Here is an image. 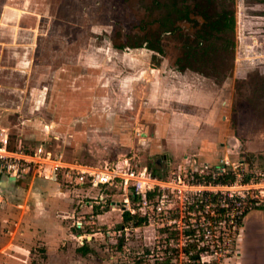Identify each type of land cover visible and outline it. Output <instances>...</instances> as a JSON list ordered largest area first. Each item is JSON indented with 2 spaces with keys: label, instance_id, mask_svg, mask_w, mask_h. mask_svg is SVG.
<instances>
[{
  "label": "rangeland",
  "instance_id": "1",
  "mask_svg": "<svg viewBox=\"0 0 264 264\" xmlns=\"http://www.w3.org/2000/svg\"><path fill=\"white\" fill-rule=\"evenodd\" d=\"M144 1L0 0V132L10 146L97 166L127 160L163 176L184 153L210 152L211 126L230 161L264 169V0H215L211 12H226L228 25L212 39L207 74L179 69L192 21L162 33L160 53L125 44L142 34ZM59 183L68 193L50 221L58 240L44 241L24 207L0 205V264H190L197 252L209 264H264V208L236 232L226 225L219 243L201 233L187 240L124 221L115 189Z\"/></svg>",
  "mask_w": 264,
  "mask_h": 264
},
{
  "label": "built area",
  "instance_id": "2",
  "mask_svg": "<svg viewBox=\"0 0 264 264\" xmlns=\"http://www.w3.org/2000/svg\"><path fill=\"white\" fill-rule=\"evenodd\" d=\"M0 174L38 177L83 189H115L121 192L122 212L161 230L184 235L187 240L201 233L204 239L215 238L219 243L226 225L236 232L248 211L264 208V169L243 168L228 156L215 163L186 159L170 173L158 176L149 166L133 168L127 160L88 166L42 145L10 146L7 134L0 132ZM98 197L103 200L102 195L94 199ZM3 201L0 191V205ZM176 247L181 248L179 242ZM199 250L205 251L202 247Z\"/></svg>",
  "mask_w": 264,
  "mask_h": 264
},
{
  "label": "trees",
  "instance_id": "3",
  "mask_svg": "<svg viewBox=\"0 0 264 264\" xmlns=\"http://www.w3.org/2000/svg\"><path fill=\"white\" fill-rule=\"evenodd\" d=\"M192 1V5L189 4L188 0L144 1L145 15L140 19L142 34L136 36L133 40L129 39L125 44L130 47L145 46L154 53H160L163 51L161 34L164 32L172 33L177 30L179 28L178 21H192L195 34L193 38L187 32L183 35V55L179 59V62H181L179 69L190 68L207 74L203 66L213 61L209 53L210 51H216L217 47L216 42L213 43L212 39L215 41L220 39L221 33L228 25L226 22L228 17L224 11L211 12L215 0ZM157 10L158 15H155L154 12ZM192 12L202 16L203 21L192 18L190 15ZM122 217L126 222L133 219L134 225L137 226L142 223L141 218L131 216L127 211L122 212ZM86 250L88 249L84 247L83 251ZM145 253L148 254L149 251L147 250ZM189 258L193 260L190 264H201L198 262V253L191 254Z\"/></svg>",
  "mask_w": 264,
  "mask_h": 264
},
{
  "label": "crops",
  "instance_id": "4",
  "mask_svg": "<svg viewBox=\"0 0 264 264\" xmlns=\"http://www.w3.org/2000/svg\"><path fill=\"white\" fill-rule=\"evenodd\" d=\"M82 101L83 100L80 101V106L83 105ZM99 122L105 123L103 120H99ZM208 124H212V122L211 123L209 122ZM213 128L214 129H212L211 126L207 127L208 129L207 132L209 133L208 138L211 140V138L214 137V139L212 140L213 148L209 150L210 152L208 151L204 152L200 150L198 153L199 155L197 156L198 159H196L195 157L191 158L188 156L187 153H184L182 162L185 161L186 159H191V160H195L197 163H203V162L215 163L220 157L227 156L225 150L223 151L224 147H222L220 151L216 149L215 143L217 140L218 129L216 127ZM196 136L199 137V134H196ZM70 161L76 162V160H70ZM77 162L88 166H97L81 161H77ZM0 191L4 196L3 203L5 202L9 205L10 202H12L17 204L18 207H24V210L27 209V211H29V213L31 214L29 218L35 222H39L41 226L44 227L43 228L44 231L42 235L44 237L43 238L44 241L51 242V240H58V238L61 235V232L59 230L56 231L50 228V226H52L50 221H54L55 212L57 210L63 209L66 205V202L64 201V197H62V194H66L68 192L67 190L65 191L62 189L60 183L53 180H48L38 177L13 178L5 174H0ZM53 193L54 195H52ZM57 193H59L58 196ZM74 233L76 235H81V233L74 232L72 229L71 234L74 235ZM63 236H66V233L65 234L63 233L61 237ZM46 242L45 245L48 246V243Z\"/></svg>",
  "mask_w": 264,
  "mask_h": 264
}]
</instances>
